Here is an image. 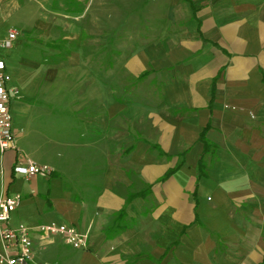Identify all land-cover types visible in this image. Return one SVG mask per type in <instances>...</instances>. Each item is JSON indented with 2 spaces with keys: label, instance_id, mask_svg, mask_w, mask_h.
Listing matches in <instances>:
<instances>
[{
  "label": "crops",
  "instance_id": "obj_1",
  "mask_svg": "<svg viewBox=\"0 0 264 264\" xmlns=\"http://www.w3.org/2000/svg\"><path fill=\"white\" fill-rule=\"evenodd\" d=\"M88 3L69 0L78 16L51 43L28 41L29 25L48 38L63 20L0 3V41L20 33L0 48L19 92L21 152H0V200L22 199L8 227L88 233L85 250L32 233L36 264H264V0H135L115 64L131 85H109ZM25 159L54 172L16 175Z\"/></svg>",
  "mask_w": 264,
  "mask_h": 264
},
{
  "label": "built area",
  "instance_id": "obj_2",
  "mask_svg": "<svg viewBox=\"0 0 264 264\" xmlns=\"http://www.w3.org/2000/svg\"><path fill=\"white\" fill-rule=\"evenodd\" d=\"M3 0H0V3ZM20 35L19 31L12 29L5 41H0V48L11 49L13 43ZM11 76L6 71V64L0 59V152L8 151L20 153L13 132V116L10 110L11 95L19 92L11 90L9 84ZM54 172L49 166H41L27 159L20 160L14 173L26 178L42 176L50 177ZM21 196L3 197L0 200V264H36L34 256V242L32 233H37L44 246L49 244L54 237H62L65 242L75 249L88 248V233L80 232L76 227L68 225H42L35 229L21 226L13 230L8 227L12 213L21 203Z\"/></svg>",
  "mask_w": 264,
  "mask_h": 264
},
{
  "label": "rangeland",
  "instance_id": "obj_3",
  "mask_svg": "<svg viewBox=\"0 0 264 264\" xmlns=\"http://www.w3.org/2000/svg\"><path fill=\"white\" fill-rule=\"evenodd\" d=\"M83 3H87L88 0H81ZM19 13L18 18L21 22L30 23L32 20L36 23L51 22L57 19L63 20V26H54L50 28L49 34L51 37L46 38L45 33L31 29L29 25L28 33L25 35L28 41H44L48 40L50 43L53 38L61 37V40L69 34L68 25L66 23L74 22L78 15L70 12L73 7H69V0H18ZM89 5L93 4L91 14L87 15L89 30L91 34L98 37L100 34L106 32L108 35L107 42V64H108V82L109 85H131L133 78L123 71H116L115 64L117 62L116 53L118 39L129 37L132 31V25L130 22L135 18V0H89ZM95 7V8H94ZM100 13L104 14L108 25L103 31L97 22V18L100 17ZM93 20V21H92ZM81 22L84 20H80ZM116 21V22H115ZM124 24H121V23ZM117 23V24H115ZM127 23V25H126ZM20 30H24L22 27L17 26ZM102 30V32H101ZM92 36V37H93ZM121 44V43H120ZM126 45L127 43H123ZM62 48L69 49L67 41H61ZM95 50L99 51V42H93ZM94 54V53H93ZM104 60V59H103ZM120 67H123L121 65Z\"/></svg>",
  "mask_w": 264,
  "mask_h": 264
},
{
  "label": "trees",
  "instance_id": "obj_4",
  "mask_svg": "<svg viewBox=\"0 0 264 264\" xmlns=\"http://www.w3.org/2000/svg\"><path fill=\"white\" fill-rule=\"evenodd\" d=\"M207 149H208V147H207ZM200 168H201V171H202V170H203L202 162H201ZM173 172H174V171H171V172L169 173V175H171Z\"/></svg>",
  "mask_w": 264,
  "mask_h": 264
}]
</instances>
